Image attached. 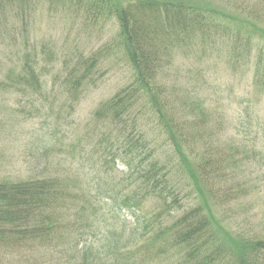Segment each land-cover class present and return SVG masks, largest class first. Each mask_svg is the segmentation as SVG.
Listing matches in <instances>:
<instances>
[{"label": "trees", "instance_id": "1", "mask_svg": "<svg viewBox=\"0 0 264 264\" xmlns=\"http://www.w3.org/2000/svg\"><path fill=\"white\" fill-rule=\"evenodd\" d=\"M64 1L91 26L116 21L115 45L132 77L92 114L100 131L91 153L96 158L87 161L89 180L47 174L0 180V255L47 247L58 257L54 264H264V237L227 231L206 199L224 208L240 197L205 130L207 103L185 90L179 120L162 83L174 48L218 40L240 42L249 54L254 47L247 21L233 28L217 12L182 1ZM256 14L251 30L264 27V8ZM257 50L252 75L259 82L264 62ZM71 84L73 92L82 86L79 78ZM148 120L165 143L144 128ZM75 232L82 245L69 238Z\"/></svg>", "mask_w": 264, "mask_h": 264}, {"label": "rangeland", "instance_id": "2", "mask_svg": "<svg viewBox=\"0 0 264 264\" xmlns=\"http://www.w3.org/2000/svg\"><path fill=\"white\" fill-rule=\"evenodd\" d=\"M168 1L215 11L218 20L233 28L247 21L246 35L254 47L249 54L240 42L218 40L174 48L171 71L162 74V83L179 120L185 113L177 105L186 98L185 90L208 105L205 130L240 196L224 209L205 195L215 219L231 233L248 229L264 237V65L259 82L252 75L257 48L264 62V27L251 30L258 24L254 17L262 13L264 0ZM117 29L113 19L91 26L64 0H0V180L15 181L28 174L81 183L91 178L87 161L100 131L92 114L132 77L115 45ZM91 64L90 73L82 74L81 69ZM77 78L82 86L73 92L71 82ZM145 124L150 136L165 143L155 124L149 120ZM77 236L75 232L69 238L76 242ZM46 248H25L29 252L16 248L0 255V264H54L58 257Z\"/></svg>", "mask_w": 264, "mask_h": 264}]
</instances>
